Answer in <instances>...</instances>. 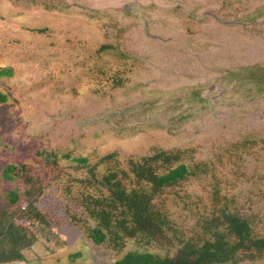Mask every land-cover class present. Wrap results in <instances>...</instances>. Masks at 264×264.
<instances>
[{"label": "rangeland", "instance_id": "374dc122", "mask_svg": "<svg viewBox=\"0 0 264 264\" xmlns=\"http://www.w3.org/2000/svg\"><path fill=\"white\" fill-rule=\"evenodd\" d=\"M262 7L264 0H0V65L14 73L0 78L8 96L0 103V172L27 164L41 175L37 206L66 242L42 238L25 251L27 262L15 264H71L74 255L75 264H111L134 250L176 253L134 241L122 252L94 245L71 219L82 215L65 193L77 175L73 163L61 159L53 169L37 155L44 151L94 160L118 152L126 160L193 149L211 173L165 195L182 232L201 229L219 187L222 205L240 210L264 236V94L250 96L225 79L245 66L264 67V15L245 20ZM104 45L113 48L102 52ZM117 73L122 86L114 84ZM17 187L24 192L22 182L0 179V210ZM177 194L190 196L187 205Z\"/></svg>", "mask_w": 264, "mask_h": 264}, {"label": "trees", "instance_id": "16d2710c", "mask_svg": "<svg viewBox=\"0 0 264 264\" xmlns=\"http://www.w3.org/2000/svg\"><path fill=\"white\" fill-rule=\"evenodd\" d=\"M260 10L245 20L257 21L264 15V7ZM112 48L104 45L100 51ZM13 74L11 68L0 65V78ZM225 79L244 88L250 96L264 94L263 66L242 67L229 72ZM113 81L116 86H122L125 79L117 73ZM193 96L200 99L197 94ZM7 102L8 96L0 92V103ZM2 142L0 138V144ZM37 155L57 170L61 159L73 163L71 169L78 176L70 174L65 193L68 199L77 202L82 215H73L71 219L94 245L108 246L117 252L124 251L130 241L141 247L176 248L174 255L129 251L111 264L264 262V236L258 234L255 222L240 210L222 205L219 187L214 190L216 206L209 215L200 217L201 229L193 235L184 234L173 219L165 195L212 170L209 163L196 160L193 149H155L149 155L126 160H122L118 152L97 160L91 155L66 153L60 156L57 151ZM0 179L9 183L20 181L24 185L23 193L17 187L5 194L10 206L0 210V264L27 262L25 251L42 238L60 244L61 236L37 206L46 187L41 175L27 164H9L0 172ZM177 196L187 205L188 194L183 198L181 194ZM76 257H72L71 264H75Z\"/></svg>", "mask_w": 264, "mask_h": 264}]
</instances>
